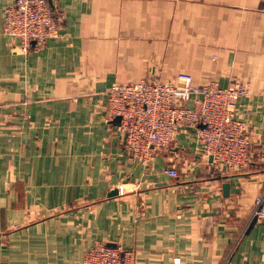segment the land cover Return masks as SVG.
Instances as JSON below:
<instances>
[{"label": "crops", "instance_id": "obj_1", "mask_svg": "<svg viewBox=\"0 0 264 264\" xmlns=\"http://www.w3.org/2000/svg\"><path fill=\"white\" fill-rule=\"evenodd\" d=\"M51 1L61 37L25 53L3 34L15 0H0V264H83L97 243L139 264H264V224L250 230L264 194V0ZM180 74L248 89L246 168L218 169L193 128L151 169L127 153L107 92Z\"/></svg>", "mask_w": 264, "mask_h": 264}, {"label": "built area", "instance_id": "obj_2", "mask_svg": "<svg viewBox=\"0 0 264 264\" xmlns=\"http://www.w3.org/2000/svg\"><path fill=\"white\" fill-rule=\"evenodd\" d=\"M4 21V35L19 39V49L25 53L61 37L62 17L49 0H15L4 10ZM247 94L241 85L226 90L217 83L194 86L187 74L178 75L175 83L151 75L138 84L112 87L106 95L105 119L112 124L116 117L122 118L119 130L125 136V149L146 169L173 146L182 131L193 128L206 157H213L218 169L235 172L253 162L252 140L237 118L238 102ZM164 174L179 176L175 169ZM252 219L264 224V194L256 200ZM83 264L139 263L133 251L97 243Z\"/></svg>", "mask_w": 264, "mask_h": 264}, {"label": "water", "instance_id": "obj_3", "mask_svg": "<svg viewBox=\"0 0 264 264\" xmlns=\"http://www.w3.org/2000/svg\"><path fill=\"white\" fill-rule=\"evenodd\" d=\"M50 4L52 5V7L54 8L53 2L51 0ZM33 45L35 46V42L33 43ZM121 122H122V118L121 117H116L115 120L113 121L112 125L121 126ZM209 161L212 163L213 162V157L209 158ZM223 192H224V196L225 197H229L230 196V184L229 183H225L223 185ZM116 195V192L114 193ZM257 224V219H254L251 226H250V230ZM112 247V246H110Z\"/></svg>", "mask_w": 264, "mask_h": 264}, {"label": "rangeland", "instance_id": "obj_4", "mask_svg": "<svg viewBox=\"0 0 264 264\" xmlns=\"http://www.w3.org/2000/svg\"><path fill=\"white\" fill-rule=\"evenodd\" d=\"M3 34H4V30H3ZM15 39V38H14ZM19 40V39H18ZM20 41V40H19ZM20 43H21V41H20ZM150 76V75H149ZM140 83V82H139ZM136 84H138V83H136ZM106 99H107V97H106ZM107 104V103H106ZM106 107V106H105ZM164 151V150H163ZM129 154V153H128ZM130 155V154H129ZM131 156V155H130ZM132 157V156H131ZM133 158V157H132Z\"/></svg>", "mask_w": 264, "mask_h": 264}]
</instances>
